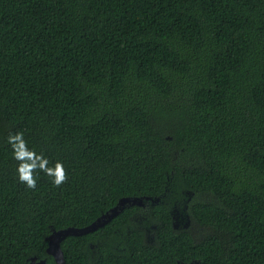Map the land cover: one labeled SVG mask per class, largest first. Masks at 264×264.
Wrapping results in <instances>:
<instances>
[{"label":"trees","instance_id":"trees-1","mask_svg":"<svg viewBox=\"0 0 264 264\" xmlns=\"http://www.w3.org/2000/svg\"><path fill=\"white\" fill-rule=\"evenodd\" d=\"M121 198L65 264H264V0H0V264Z\"/></svg>","mask_w":264,"mask_h":264},{"label":"clouds","instance_id":"clouds-1","mask_svg":"<svg viewBox=\"0 0 264 264\" xmlns=\"http://www.w3.org/2000/svg\"><path fill=\"white\" fill-rule=\"evenodd\" d=\"M8 143L12 148V155L17 160V178L29 189H35L37 184V172H43L51 178L55 186L61 185L66 179L63 165L57 162L54 167L48 166L46 158L37 155L26 145L22 133H15L8 137ZM38 264V262H37Z\"/></svg>","mask_w":264,"mask_h":264},{"label":"water","instance_id":"water-1","mask_svg":"<svg viewBox=\"0 0 264 264\" xmlns=\"http://www.w3.org/2000/svg\"><path fill=\"white\" fill-rule=\"evenodd\" d=\"M148 201L149 199H145ZM157 200H152L153 202H156ZM143 200L140 198H121L119 199L116 206L112 207L110 210L102 214L99 218H97L94 222H92L90 225L83 227V228H65L60 230L51 229L50 235L47 237V248H46V254L48 256H51L55 262V264H65V260L63 257V252L61 250V242L68 236H81L85 235L91 232H94L98 230L99 228H102L105 224H107L109 221H111L114 217H116L119 212H121L125 207L130 206H137V207H143ZM30 263L37 264H47L44 259H40L37 261V258L35 256L30 258ZM190 264H197V263H190Z\"/></svg>","mask_w":264,"mask_h":264},{"label":"flooded vegetation","instance_id":"flooded-vegetation-1","mask_svg":"<svg viewBox=\"0 0 264 264\" xmlns=\"http://www.w3.org/2000/svg\"><path fill=\"white\" fill-rule=\"evenodd\" d=\"M144 204V203H143ZM145 206V204L143 205V207ZM137 207V206H136ZM142 208V207H141ZM92 247V246H91ZM120 250H123V249H120ZM94 256H95V250H93L92 251V254H91V257L92 258H94ZM51 257V256H50ZM37 258V257H36ZM52 258V257H51ZM40 259H38L37 258V261H39ZM45 260V259H44ZM46 261V260H45ZM52 261H53V263H51V262H47L46 261V263L47 264H55V262H54V260H53V258H52ZM30 263V262H29ZM190 263H197V261H191V262H188V263H182V262H177V264H190ZM32 264H35V263H32Z\"/></svg>","mask_w":264,"mask_h":264},{"label":"rangeland","instance_id":"rangeland-1","mask_svg":"<svg viewBox=\"0 0 264 264\" xmlns=\"http://www.w3.org/2000/svg\"><path fill=\"white\" fill-rule=\"evenodd\" d=\"M113 243H114V244H119V239H118V238H115V239L113 240Z\"/></svg>","mask_w":264,"mask_h":264}]
</instances>
